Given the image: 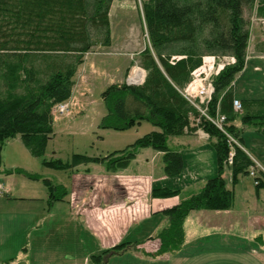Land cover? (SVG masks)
I'll return each mask as SVG.
<instances>
[{"label":"trees","instance_id":"trees-1","mask_svg":"<svg viewBox=\"0 0 264 264\" xmlns=\"http://www.w3.org/2000/svg\"><path fill=\"white\" fill-rule=\"evenodd\" d=\"M113 2L0 0V158L5 144L17 136L32 157L44 158L54 135V107L72 97L74 79L86 54L95 46L112 44L110 11ZM257 2L264 6V0H148L144 15L151 48L147 47L140 55V65L148 72L146 81L139 86L123 83L106 88L102 99L107 114L99 127L124 132L148 122L159 130L139 138L127 150L106 158L76 154L71 162L42 161L43 165L62 171L81 164L107 161L108 169H118L126 168L141 149L151 148L162 153L165 174L175 177L182 173L184 159L179 151L170 148V137L183 136L187 130L199 127L215 138L217 175L198 193L155 214L165 216L168 224L153 238L160 241L159 249L154 253L144 252L148 257L158 258L181 251L185 242L184 222L191 213L232 209L235 194L227 188L223 177L228 167L233 186L241 176L250 175V170L256 168L257 195L264 189V171L257 168L243 149L241 131L235 124L240 117L243 125L264 133V114L246 111L250 102L242 103L241 116L233 108L234 82L246 67L251 39V22L245 12ZM211 56L236 60L214 78L215 92L208 105L210 117L215 118L218 113L226 116L225 132L202 116L182 94L192 73L202 66L205 57ZM198 119V125L192 128V121ZM231 138L236 143L230 142ZM232 151L233 164L228 166ZM6 174L42 180L52 202L63 201L68 195L65 186L24 169L17 168ZM179 193L169 187L152 190L156 198ZM125 208L113 205L104 210L96 218L93 229L101 235L113 234V215L140 212L138 206L127 208L126 212ZM141 244L126 241L111 251L117 255L137 249ZM104 256L92 259L95 264H105Z\"/></svg>","mask_w":264,"mask_h":264},{"label":"crops","instance_id":"crops-1","mask_svg":"<svg viewBox=\"0 0 264 264\" xmlns=\"http://www.w3.org/2000/svg\"><path fill=\"white\" fill-rule=\"evenodd\" d=\"M111 47L112 45L104 48ZM123 69L126 73L129 68H116L117 72H115V75L109 72L108 75L117 77L118 81L110 83L108 86L123 84L128 81L129 77L123 78ZM89 73L91 75L88 78L97 76L95 70L90 69ZM259 73H264V38L260 40L257 27H253L251 29L246 67L234 82L235 99L241 100L242 103L250 102L246 111L253 114H264V76L259 75ZM79 108L90 109L88 105H85V103L81 105L80 102ZM65 116L71 117L72 113ZM103 116H105L104 113L100 116V119H103ZM58 119V116L54 118V124ZM235 124L241 131L240 137L243 149L254 160L257 168L264 171V133L257 128L243 125L240 117L237 118ZM197 125L198 121H192V128H196ZM141 126L142 123L137 127ZM158 130L156 128V131ZM168 142L171 149L182 154L184 169L180 175L169 177L164 172L162 161L157 166V178L154 180L151 177L152 190L153 185H156L157 188L169 187L173 190H179L180 193L168 198L153 197L152 206L157 209L155 213L172 208L182 200L198 193L207 181L218 173L216 139L211 138L201 128L197 127L191 131L187 130L183 136L170 137ZM19 143L23 145L20 136L9 140L5 144L0 158V186H3L5 190L4 195L0 197V264H95L92 259L94 256L105 255V258L109 254H105L106 252L127 241V235L134 224L144 221L149 222L159 216H148L146 219L139 221L133 219L126 225L125 221L128 214H117L111 217L115 219L113 228H111L114 231L113 234L101 235L93 229L96 218L104 210L113 206L111 205L112 202L115 203L114 206H124L121 202L122 194L121 192L119 193L120 188L118 185H112V178H122L124 176L119 174L122 173L132 174V176L139 177L137 180L143 181L140 178L144 176L145 169L153 173L156 166L155 163L152 164L151 162L153 158L162 160V153L156 152L151 148L141 149L126 168L108 169L106 163H88L64 170L73 172L80 167H85L86 172L90 176V185L92 184L89 191L94 196L96 194L95 200L99 199L100 201L99 203L94 202V206L87 208L83 212L84 216H82L75 210L76 202L72 201L75 195L74 193L72 195L68 186H65L68 190V195L65 199L52 202L48 188L42 180L33 181L27 177L28 181L19 180L16 176L20 175L6 174L10 170L23 169L19 165L17 166L16 163H4L3 165L1 163L5 158L6 148L12 145L21 147L18 145ZM25 149L29 151L26 147ZM55 156L57 155L55 154ZM67 162L71 161L68 160ZM135 163L137 164L136 169L133 168ZM28 172L33 173V171ZM95 173L103 176L108 180L109 184L103 186L94 184ZM38 175L44 178L43 175ZM223 177L226 180L227 188L233 190L235 194L232 209L227 211L202 210L191 213L184 222L185 242L181 251L176 254L164 255L170 259V262L172 260L174 263L179 261V263L183 262V264H264V189L257 195L255 178L251 175L241 176L238 184L233 186L230 167L225 170ZM105 192H108L109 196L102 194ZM186 193H189V195L183 197ZM101 197L103 198L102 203ZM64 202L70 204L71 212L66 211L64 213L72 217L70 223L73 224V218H75V222H77L76 220L82 222L88 232L62 234L56 231L52 233L41 231L49 220L56 223V218L62 216L63 212L57 210V205ZM124 211L126 212V208ZM149 226H152V224ZM149 226L144 229H149ZM121 228L123 229L121 230ZM158 232L155 230V233ZM84 237L91 243V247L89 252L86 249H82L81 253L78 240L83 241ZM74 240L76 242L75 249L71 250V247L67 249V244L62 247L63 242H74ZM128 250L130 251V249ZM144 252L141 251V254L146 256Z\"/></svg>","mask_w":264,"mask_h":264},{"label":"rangeland","instance_id":"rangeland-1","mask_svg":"<svg viewBox=\"0 0 264 264\" xmlns=\"http://www.w3.org/2000/svg\"><path fill=\"white\" fill-rule=\"evenodd\" d=\"M147 2L148 0H114L110 11L112 47L104 48L102 46H95L86 54L84 63L78 67L75 76L76 81L72 97L67 101L72 116L66 117L65 115L67 113L64 114V116L54 114V118L58 116L59 119L54 124V135L48 143L46 154L43 159L47 161L62 159L67 162L68 160H72L74 154L106 158L113 155L115 152L120 153L127 150L139 138L156 131V128L148 122H143L141 127L135 126L124 132L102 130L99 127L102 120L100 116L103 113L105 115L107 113L106 105L102 99V93L110 83L118 81L117 77L109 76V72L115 75V72H117L116 68L127 67L129 68L128 72L125 73L124 69L122 70L124 72L123 78L131 77L133 74L134 77L140 78V70L146 73L147 78V70L140 65L141 53L147 47L151 48L144 15V5ZM245 16L251 22V29L257 27L259 38L263 40L264 31L256 24L253 26L252 20L253 18H262L264 16V6L257 2L253 8L246 10ZM176 57L178 58V56ZM90 69L95 70L97 73L96 77L91 76L88 78L91 75L89 73ZM259 75L264 76V73H259ZM134 79L135 78L132 80L134 81ZM79 102L81 105L85 103L90 109L79 108ZM241 115L242 114H239V116ZM18 145L21 147L12 145L6 148L5 158L1 162L2 165L4 163H16L17 166L19 165L23 169L43 175L44 178L50 179L55 184L68 186L72 195L73 193L75 195L72 198V201L76 202L75 210L82 216H84L83 212L87 208L93 207L94 202H100L99 199H97L98 201L95 200L96 194L94 196V194H91V191H89L92 184L90 185V176L88 172H86L85 167H80L73 172L56 170L43 165V159H35L32 157L21 143ZM55 154L57 156H55ZM151 163H155V171L150 173V171L145 169L144 176L140 178L143 179V183L137 182L136 180L139 177L132 176V174L119 173L124 177L112 178V185H118L120 188L119 193L121 192L122 194L121 202L124 204V207H126V209H135L138 206L140 209L137 215L128 214L127 220L125 221L126 225L128 222L130 223V220L136 219V221H139L141 219H146L148 216H155L156 214L155 212L157 209L152 206L151 177L154 180L157 178V166L162 163V160L153 158ZM133 168H137L136 163L133 164ZM16 178L19 180H27L23 175L16 176ZM94 182V184L99 186L109 184L108 180L101 175H97V173H95ZM139 184L143 186L142 189L138 188ZM155 187L157 186L153 185V188ZM102 194L109 196L108 192ZM188 195L189 193H186L183 197ZM100 200L102 203L103 198L101 197ZM114 204V202L111 203V205ZM57 210L63 212L62 216L56 218V223L49 220L42 227V232L52 233L56 231L62 234H82L83 232H88L86 226L84 227L82 222H78V220L75 222V218H73L74 223H70L72 217L64 214L66 211L71 212L68 202L59 203V205H57ZM151 224L152 226H149ZM167 224L168 219L163 215H159L149 222L144 221L134 224L127 235V241H133V243L142 242V244L138 246L139 249L131 248L130 251H122L117 255H111L109 258L105 257L104 263L106 260L107 263L105 264H183V262L179 263V261L174 263L171 260L170 262V259L166 256L154 259L141 254V251L152 253L158 249L160 243L157 239H153V237H156L158 234L155 233V230L161 231ZM147 226H149V229H144ZM122 229L123 228H121V230ZM83 241L78 240L81 253L82 249H86V251L88 250L89 252L91 243H89L85 237ZM111 242H113V240H111ZM244 242L246 243V241ZM51 244H53V242H51ZM66 244L67 249H70V247L71 250H73V248L75 249V240L74 242H63L62 247Z\"/></svg>","mask_w":264,"mask_h":264},{"label":"built area","instance_id":"built-area-1","mask_svg":"<svg viewBox=\"0 0 264 264\" xmlns=\"http://www.w3.org/2000/svg\"><path fill=\"white\" fill-rule=\"evenodd\" d=\"M252 23L253 26L255 24L260 26L264 31V16L262 18H253ZM235 62L236 60L232 57H205L202 66L192 73L191 81L182 92L183 96L201 113L202 116L216 125L223 132H225L224 123L226 121V116L218 113L215 118L210 117L208 105L215 92L214 78L217 77L226 66L233 65ZM141 72L143 73V77L136 83H133L134 85L139 86L145 83L146 73L142 70ZM132 77H134V75L129 77L128 81L131 82ZM233 108L236 114L243 113L242 102L237 99H234ZM53 113L57 115L69 114L70 106L67 102L60 103L54 107ZM197 121L199 123V119ZM230 142L236 143L233 138L230 139ZM233 157L234 152L232 151L228 160V166H232ZM250 175L253 178H257V169L252 168L250 170ZM138 180L136 181L139 182ZM139 183H143V181ZM255 184H257V182H255ZM138 188H140V184L138 185ZM4 192L5 190L3 186H0V197L4 195Z\"/></svg>","mask_w":264,"mask_h":264},{"label":"bare ground","instance_id":"bare-ground-1","mask_svg":"<svg viewBox=\"0 0 264 264\" xmlns=\"http://www.w3.org/2000/svg\"><path fill=\"white\" fill-rule=\"evenodd\" d=\"M140 71H141V70H140ZM142 77H143V73L141 72V77H140V78H138V77H132V78H131V83H136V82L139 81ZM133 78H135L134 81L132 80Z\"/></svg>","mask_w":264,"mask_h":264},{"label":"water","instance_id":"water-1","mask_svg":"<svg viewBox=\"0 0 264 264\" xmlns=\"http://www.w3.org/2000/svg\"><path fill=\"white\" fill-rule=\"evenodd\" d=\"M127 84H128V85H134V84L131 83L130 81H127ZM108 256H111V254H109ZM108 256H107V257H108ZM105 262H106V260H105Z\"/></svg>","mask_w":264,"mask_h":264},{"label":"flooded vegetation","instance_id":"flooded-vegetation-1","mask_svg":"<svg viewBox=\"0 0 264 264\" xmlns=\"http://www.w3.org/2000/svg\"><path fill=\"white\" fill-rule=\"evenodd\" d=\"M109 254L113 255V254H114V251H111ZM109 254H108V255H109ZM117 254H119V253H117Z\"/></svg>","mask_w":264,"mask_h":264}]
</instances>
